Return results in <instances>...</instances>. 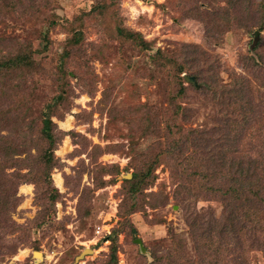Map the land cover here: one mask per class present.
Masks as SVG:
<instances>
[{"label": "rangeland", "instance_id": "rangeland-1", "mask_svg": "<svg viewBox=\"0 0 264 264\" xmlns=\"http://www.w3.org/2000/svg\"><path fill=\"white\" fill-rule=\"evenodd\" d=\"M30 1L14 0L9 12L11 1L0 0V51L27 41L41 52L24 77V98L40 111L62 95L50 112L62 134L50 178L0 189V264H111L112 246L117 264H217L198 248L206 238L190 228L191 210L205 225L223 206L176 177L166 140L176 126L212 123L215 139L242 136L247 157L264 150V0H37L28 11ZM223 89L230 98L252 94V138L241 126L226 128L221 111L230 120L239 111L233 100L219 104ZM177 101L192 114L179 119ZM136 169L152 171L139 191L125 181ZM242 240L220 264H264V228L260 241Z\"/></svg>", "mask_w": 264, "mask_h": 264}, {"label": "trees", "instance_id": "trees-1", "mask_svg": "<svg viewBox=\"0 0 264 264\" xmlns=\"http://www.w3.org/2000/svg\"><path fill=\"white\" fill-rule=\"evenodd\" d=\"M10 1L8 5L5 4V9L13 12L11 4L14 6V0ZM36 1H30L33 3L30 4L28 11L36 10ZM100 6L98 7L101 8ZM24 42L17 47L2 46L6 47L3 48L6 52L0 51V189L3 190L7 186H13L16 189L18 185L28 182L29 179L34 180L36 176L50 178V170L57 165L53 151L62 134L52 121L50 113L53 107L60 104L62 95L57 96L58 98L48 103L46 107H42L40 111L36 106L29 107L26 104L23 94L24 77L36 69L38 63L35 62L34 57L41 52L37 48H32L31 42ZM66 44L67 47L73 48L77 46V39L74 42L68 41ZM64 55H69V51L65 50ZM257 67L264 72L262 57L258 60ZM182 69L183 67L180 66L179 72L174 77H181ZM184 76L185 74L183 79ZM225 90L218 94L222 101L219 104L228 101L229 105H232L234 102L239 111L236 117H232V121L231 114L229 116L225 110L221 111L226 128L241 126V130L247 131L252 138L251 133L255 130L252 124L255 121L254 111L247 108L250 105L247 97H251L252 94H248L243 99L245 93H240L242 92L240 89L239 94L230 98L225 94ZM185 94L186 88L182 82H179L177 96L182 97ZM211 94H217L215 89ZM174 106L175 114L179 119L183 116L187 117V114L192 112L178 101ZM176 127L177 130L174 132L176 136L166 140L168 165L174 169L173 173L176 177L181 175V177L189 178L188 182L194 186L196 190L194 195L197 198L200 194L202 201L217 199L216 201L223 206L222 215L216 219L212 213H209L210 221H207L205 225L199 222V219L205 217L204 214H199L194 208L191 210L193 223L190 225V228H194L192 230H200L206 238L204 242L199 243L198 247L204 252L203 256L207 258V252H211L215 255L214 258L217 257L216 263L220 264L223 254L230 255L234 251L235 244H240V247L246 244L242 237L250 242L260 241V234L264 228V150L260 151L256 157H247L238 149L244 141L242 136L218 134L215 139L218 128L212 123L210 127L204 129ZM259 128L260 120L256 130ZM32 147L37 149L36 154L30 152ZM22 154L27 157L19 159L18 157ZM24 163L28 164L25 168L26 172H20ZM8 168H15L17 171L7 172ZM151 172V170L144 172L136 169L131 179L125 181L136 184V189L139 191L144 178L146 176L150 178ZM183 201L185 202L184 199ZM52 202L54 199L51 200ZM1 221L0 227H3L4 222ZM109 259L111 264H117L115 246L111 247Z\"/></svg>", "mask_w": 264, "mask_h": 264}, {"label": "water", "instance_id": "water-1", "mask_svg": "<svg viewBox=\"0 0 264 264\" xmlns=\"http://www.w3.org/2000/svg\"><path fill=\"white\" fill-rule=\"evenodd\" d=\"M256 33H257V32H255V36H256ZM184 79H185L187 82H192V83L194 84V78H193V77H190V76H184ZM136 243L139 244L141 250H144V249H142L143 247H142V243H141L140 239H137V240H136ZM88 250H89V249H88ZM88 250L85 249V250L80 254V256H82V254H84V253H85L86 251H88ZM35 253H38V252H35ZM80 256H79V257H80Z\"/></svg>", "mask_w": 264, "mask_h": 264}, {"label": "bare ground", "instance_id": "bare-ground-1", "mask_svg": "<svg viewBox=\"0 0 264 264\" xmlns=\"http://www.w3.org/2000/svg\"><path fill=\"white\" fill-rule=\"evenodd\" d=\"M35 255H36L37 257H39V256H40V253H35Z\"/></svg>", "mask_w": 264, "mask_h": 264}, {"label": "built area", "instance_id": "built-area-1", "mask_svg": "<svg viewBox=\"0 0 264 264\" xmlns=\"http://www.w3.org/2000/svg\"><path fill=\"white\" fill-rule=\"evenodd\" d=\"M97 233H99V228L97 229V231H96Z\"/></svg>", "mask_w": 264, "mask_h": 264}]
</instances>
